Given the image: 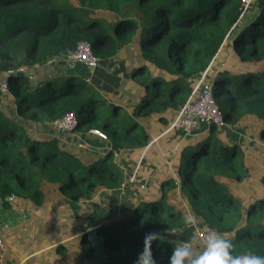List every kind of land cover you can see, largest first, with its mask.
<instances>
[{"label":"trees","instance_id":"obj_1","mask_svg":"<svg viewBox=\"0 0 264 264\" xmlns=\"http://www.w3.org/2000/svg\"><path fill=\"white\" fill-rule=\"evenodd\" d=\"M80 42L100 60L139 55L130 77L144 93L128 118L119 120L124 107L114 101L110 116L102 117L105 101L76 75L64 85L46 79L30 87L32 75H48ZM205 72L201 87H211L225 123L248 118L264 145V4L245 9V0H0V79L7 85L0 105L4 207L13 196L43 218L56 197L80 203L120 190L125 174L115 153L143 150L151 141L145 126L174 119ZM68 112L77 118L74 133L99 131L109 149L83 152L48 135ZM179 132L183 141L170 157L172 168L162 170L163 177L155 172L139 199H127L100 223L83 219L78 228L69 219L76 237L68 232L64 243L54 226L40 223L37 232L50 230L56 245L23 264H134L146 233L172 227L177 236L188 229L189 215L198 218L200 232L215 230L231 240L233 254L264 256V167L256 162L264 157L244 160L238 144L224 142L214 125L191 137ZM245 161L257 170L249 172ZM174 238L153 242L156 264H168ZM192 240L203 249L197 234Z\"/></svg>","mask_w":264,"mask_h":264},{"label":"crops","instance_id":"obj_2","mask_svg":"<svg viewBox=\"0 0 264 264\" xmlns=\"http://www.w3.org/2000/svg\"><path fill=\"white\" fill-rule=\"evenodd\" d=\"M131 50L133 51V49ZM133 57L134 56L129 58H120L116 60H100L98 65L90 67L79 61L74 62L70 65L67 63L66 60L63 62L58 61L54 64L53 67H51L50 71L48 72V75L40 77L38 73H35L34 76H31V81H34L33 83L39 85L46 79H50L52 81L54 80V77H57L60 74L65 75L64 73L76 76L80 75L81 77L88 79V82L91 85L99 88L100 92L108 94L109 98H111V101L119 103L117 99H122L124 101V105L121 103L119 104L123 105L124 107L125 103L127 104L131 103V101H134V96L131 95L130 92H132L133 94H139V91L136 88L133 89V84L131 83L130 77V65H128V59H131ZM74 64H77L76 68L78 69V73L68 70V67H71ZM35 77L36 79H33ZM0 83H2L1 79ZM124 83L125 85H123ZM6 96L7 91H2L0 88V105L2 104V100L5 99ZM174 119L170 117L168 118V121H170L172 124ZM171 124L169 125V128ZM169 128L166 129V125L163 126V124H155L152 130L147 129L151 141L145 148H143V150H127L124 152L115 153L116 162L122 170H126V173H128V178L132 174V170H138L140 165L145 161L144 167L142 168V170L145 169L143 170V172H145V176H148V178L146 177L147 181H145V189H147L148 187V179H150L155 174V172H157L156 169L160 168L161 165L165 167V169L172 168L171 166L173 164V159H171L170 157L172 155L175 156L177 152H179L180 145L183 139L180 138L179 131L174 130V132L172 133ZM207 130L208 125L201 123L199 124L198 128L194 131V133H192L191 136L196 134H204ZM84 133L85 135H88L87 141H82L84 146H88L89 141H91L90 143H97V147H99V149H102L101 152H97V155H102L105 151H107V149H109V145L106 143L107 140H103L95 135H92L90 131ZM48 135L58 137L65 145H68L69 147L76 146L75 144H73V137L70 134L57 133L52 129V125L48 129ZM63 137H65L66 139H63ZM225 142L228 141L226 140ZM77 147L81 148L79 144ZM81 150L83 151L82 148ZM91 153L96 154L95 152ZM144 154L145 158L143 159ZM159 176L163 177L162 174ZM10 199L11 198H9V202ZM11 200V206L9 208H5L2 200L0 199V236L3 240L5 249L3 253H0V264H4L5 261L19 262V264H23L25 261H27L34 255L48 253V251L53 248L56 244L54 241L52 242L51 240H48L47 243L39 244V242H36L35 245H32L29 240L26 239L22 240L20 243L21 245L18 246L14 243V239L8 240L6 234L11 232L12 230H15L16 228H28L30 238L37 239V237L35 236L40 237L42 233L48 235V231L50 230L45 231L44 229H46V226H51V223L48 222L47 219H45L47 218V214H45L43 218H39V216L35 213V209L33 206H30L28 204L18 205L17 199L14 198ZM40 223H42L41 226H46L42 230H39L37 232V226ZM57 224L54 226V228H56V231L59 232L58 237L62 240L61 243L67 242L68 240L76 237L75 230L71 231L69 229L64 228V231H59V228H57ZM2 231L7 233L1 234ZM68 232H72L71 234L74 235H72L70 239H64L65 235ZM198 232H200L199 226L195 225L189 226L187 230L180 234L190 233V240H192L194 235L198 234ZM184 237H186V240H189L187 238V235H185Z\"/></svg>","mask_w":264,"mask_h":264},{"label":"rangeland","instance_id":"obj_3","mask_svg":"<svg viewBox=\"0 0 264 264\" xmlns=\"http://www.w3.org/2000/svg\"><path fill=\"white\" fill-rule=\"evenodd\" d=\"M95 11L97 14H101L100 10L96 9ZM103 11L105 13H108V11L106 10ZM138 57L139 55H134L133 58L128 59L129 60L128 65H132V60ZM76 65L77 64H74L71 67H68V70L78 73V69L76 68ZM64 74L65 75L60 74L59 76L54 77L53 78L54 80H52V82L62 85L66 84V80L72 76H69L68 73H64ZM74 78L83 79V77H81L80 75L75 76ZM83 80H87L88 82V79L86 78H84ZM131 83L133 84V89L136 88L139 91V94H136L137 96L134 97V101H131V103H127V104L125 103L123 111H121L120 115L117 116L119 120H122L124 117L128 118L127 116L132 115L131 113L133 111V108L136 106L137 103H140L141 97L143 95L142 93H144L140 89L139 83H137L133 79H131ZM37 87L38 86H35L33 87V89H36ZM89 87L91 89V92L95 94L94 96L96 99H101L105 101V105H103L100 109V115L107 119L108 116H110L108 104L110 103L111 98H109L108 94L100 92L99 88H97L96 86L89 84ZM117 101L124 105V101L122 99H117ZM170 124L171 122L167 121V123H164L163 126L164 125L168 126ZM253 124L254 123L249 121L248 118H244L236 122L235 124L225 123L223 126L217 127L218 130L217 134H219V136L222 138L224 142L227 140L237 143L239 148L243 152L244 160L248 159L250 156L251 157L253 155L257 156L259 154H261L262 157H264V145L260 142V140L256 138L255 129H254L255 125ZM148 127L150 130H152L153 125H149ZM148 127L145 126L144 129H148ZM83 130H86V127H83ZM70 135L73 137V144H75L76 146H78L79 144L83 149V152H95L97 154V152L102 151V149H99V147H97V143L92 144L90 143L91 141H89L88 146L83 145L82 141L85 140L87 141L88 138L87 137L88 135H85L84 132L79 134L71 132ZM253 161H256V159H254ZM256 162L260 168L264 167V161L257 160ZM244 164L246 167H248L247 161H245ZM141 168L138 171V174H137V170H132L133 172L129 177V179H132L133 177L132 181L128 180V173H126V170H124L123 172L125 174V177L121 189L113 193L100 194L94 200L82 201L80 203H70L67 200L61 201L59 199L60 197L54 198V201L52 203L51 202L48 203L47 208L43 209L47 214V218L45 219H47V221L50 222L52 226H55L58 223L57 228H59V231H64L63 230L64 228L69 229L71 231L75 230L73 224L68 222L69 219L75 220L76 221L75 224L77 225L78 228H80V224H81L80 220L82 221L83 219H91L94 224L102 222L104 217H107L108 215L115 213L116 210L122 207L124 203L127 201V199H131L133 197L139 199L141 189L145 188V181H147L146 177L148 178V176H145L144 174L145 172H143V170L145 169L142 170ZM162 170H165V167H163L162 165L160 166V168L156 169V171L160 172L159 175L162 174L161 172ZM256 170L257 168L254 166L248 167L249 172L253 173ZM248 179H251V177H248ZM64 212H66V214H63ZM6 233L2 231L1 234H6ZM48 235L42 233L40 237L35 236L37 237V239L36 238L32 239L29 236L28 228H21V229L16 228L15 230H12L11 232L7 233L6 237L8 240L14 239V243L20 246L21 241L26 239L29 240V242L32 245H35L36 242H39V244L47 243L48 240L49 241L52 240V237L50 236L49 232ZM185 235H187V238L190 240L191 237L190 233L188 234L183 233L180 235L178 234L177 238L185 239L186 238L184 237Z\"/></svg>","mask_w":264,"mask_h":264},{"label":"built area","instance_id":"obj_4","mask_svg":"<svg viewBox=\"0 0 264 264\" xmlns=\"http://www.w3.org/2000/svg\"><path fill=\"white\" fill-rule=\"evenodd\" d=\"M263 4L264 0H245V9L251 5L261 8ZM66 61L69 65L79 61L90 67L98 65L100 59L93 55L88 43L80 42L77 44L74 53ZM205 76L206 72L198 80L191 96L179 110L169 128L170 130H179L184 136H191L201 123L216 127H221L225 124L223 114L213 97L211 87L209 85L201 87ZM0 88L2 91H7L6 83H0ZM76 124L77 118L75 113L68 112L52 123V129L57 133L70 134L75 129ZM90 133L106 140V136L99 131L91 130ZM132 179L129 180L132 181ZM11 198L14 199L13 196ZM197 235L205 246L207 233L198 232ZM4 250L3 240L0 237V253H3Z\"/></svg>","mask_w":264,"mask_h":264},{"label":"clouds","instance_id":"obj_5","mask_svg":"<svg viewBox=\"0 0 264 264\" xmlns=\"http://www.w3.org/2000/svg\"><path fill=\"white\" fill-rule=\"evenodd\" d=\"M186 226H195L198 218L189 215L184 218ZM177 230L169 227L164 232H148L144 236L143 248L134 264H156L153 256V242L162 240L165 235L173 236L169 242L172 251L168 264H264V256L249 252L243 255L233 254L234 245L215 230H209L203 249L194 246L193 240L177 238Z\"/></svg>","mask_w":264,"mask_h":264},{"label":"water","instance_id":"obj_6","mask_svg":"<svg viewBox=\"0 0 264 264\" xmlns=\"http://www.w3.org/2000/svg\"><path fill=\"white\" fill-rule=\"evenodd\" d=\"M30 79H31V78H30ZM35 86H37V84H35V83H33V82H32L31 85H30V87H32V88L35 87ZM11 199H13V198H11ZM11 199H10V202H12Z\"/></svg>","mask_w":264,"mask_h":264}]
</instances>
